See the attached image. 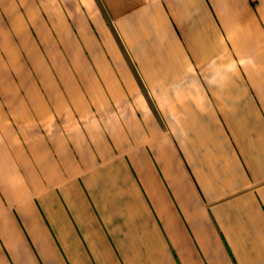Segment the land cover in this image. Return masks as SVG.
<instances>
[{"label":"crops","instance_id":"crops-1","mask_svg":"<svg viewBox=\"0 0 264 264\" xmlns=\"http://www.w3.org/2000/svg\"><path fill=\"white\" fill-rule=\"evenodd\" d=\"M99 1L64 86L0 58V264H264V0Z\"/></svg>","mask_w":264,"mask_h":264},{"label":"rangeland","instance_id":"rangeland-1","mask_svg":"<svg viewBox=\"0 0 264 264\" xmlns=\"http://www.w3.org/2000/svg\"><path fill=\"white\" fill-rule=\"evenodd\" d=\"M96 2L110 20L99 0H0V58L7 63L10 82L26 87L34 72L52 71L64 86L60 72L80 76L83 20L91 32L97 12L89 6L95 7ZM2 30H6L8 42L3 41ZM37 83L44 87L42 80ZM80 84L77 80L75 87H83Z\"/></svg>","mask_w":264,"mask_h":264}]
</instances>
